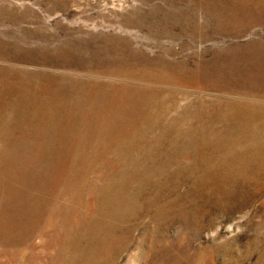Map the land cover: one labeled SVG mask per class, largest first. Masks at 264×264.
I'll list each match as a JSON object with an SVG mask.
<instances>
[{"label": "rangeland", "instance_id": "374dc122", "mask_svg": "<svg viewBox=\"0 0 264 264\" xmlns=\"http://www.w3.org/2000/svg\"><path fill=\"white\" fill-rule=\"evenodd\" d=\"M0 264H264V0H0Z\"/></svg>", "mask_w": 264, "mask_h": 264}]
</instances>
